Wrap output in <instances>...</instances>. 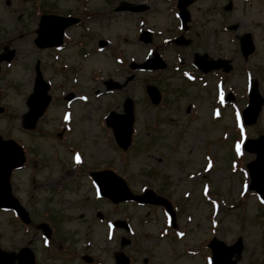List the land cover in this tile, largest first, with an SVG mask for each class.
Instances as JSON below:
<instances>
[{"label":"rangeland","instance_id":"rangeland-1","mask_svg":"<svg viewBox=\"0 0 264 264\" xmlns=\"http://www.w3.org/2000/svg\"><path fill=\"white\" fill-rule=\"evenodd\" d=\"M118 1L0 0V53L3 44L16 51L12 62L0 67V132L4 138L18 141L28 156L26 168L17 171L11 181L14 194L32 217L27 227L13 212L0 210V246L14 251L31 241L38 264H115L118 250L130 256L132 264H205V252L210 255L205 245L213 236L228 244L241 236L243 250L236 264H263L264 202L247 188L250 179L246 165L255 154L242 149L238 154L236 146L241 145V138L264 134V106L253 125L238 121L236 130L240 99L247 90L245 59L237 38L245 32H252L256 43V52L248 59L253 66L249 67L250 76L264 97V0H232L230 10L226 9L230 0H198L190 7L191 44L181 48L172 45L165 52L161 51L167 47L163 40L179 33L173 25L178 24L177 9L171 0H144L153 4L145 16L114 13ZM41 12L77 16L91 12L82 26L68 33L67 43L73 48L60 53L58 61L53 50H39L34 44ZM230 24L237 29L226 30ZM141 28L159 31L152 43H135ZM101 38L112 43L106 51L88 57L82 54L95 49ZM75 42L92 43L79 47ZM155 47L174 64L182 56V69L192 65L196 53L233 59L235 68L226 81L239 92L232 91V97L227 98L232 104L222 107L219 103L222 115H218L216 91L223 93L227 87L218 75L207 77L206 86L199 80L187 83L181 72L174 70L175 65L163 80L155 81L159 78L146 71L128 81L132 59L144 61ZM39 64L44 77L55 85L50 90L54 100L37 128L27 130L22 121ZM105 76L119 80L123 88L106 93L101 83ZM153 82L165 92L162 104H152L146 93V86ZM70 87L78 93L67 102L62 96ZM126 96L136 101L137 114L132 144L124 151L105 119L110 110L123 111ZM189 104L193 106L191 116ZM214 116L218 119L213 120ZM74 150L80 152L79 163ZM79 166H109L127 177L134 191L150 187L169 196L179 210L178 227L187 232L186 236L179 239L175 235L173 239L161 235L167 228V217L160 207L97 203L106 213V221L127 218L133 226L132 234L116 230L117 236L110 241L106 221L97 220L95 208L88 207L94 205V189ZM72 180L80 182L78 190ZM85 202L87 207L81 204ZM52 211L60 220L52 240L45 241L38 224ZM125 235L131 243L121 246V236ZM63 241L70 242L76 255L60 256L58 250L67 246ZM83 252L93 256L92 263L81 259Z\"/></svg>","mask_w":264,"mask_h":264},{"label":"water","instance_id":"water-1","mask_svg":"<svg viewBox=\"0 0 264 264\" xmlns=\"http://www.w3.org/2000/svg\"><path fill=\"white\" fill-rule=\"evenodd\" d=\"M193 0H181L180 7L185 9L186 5L191 3ZM120 8H126L125 6H121ZM183 15L186 18V14L183 12ZM76 19L70 18H63L57 17L54 15H44L40 22V28L38 30L39 37L36 39V43L41 47L46 46H53L58 45L62 42L63 31L66 27L70 24L75 22ZM250 34L243 37V49L244 53L247 55L253 50V45L251 43ZM12 52L9 55H3L1 59L5 58L10 60L12 58ZM158 60H150L146 64H142V67H158L157 64ZM197 63L205 70H210L212 68H217L223 65L224 61H208L205 58L198 59ZM204 63H207L205 66ZM157 64V66H156ZM229 67L226 66V69ZM113 85V84H112ZM48 85L42 78L41 73L36 78L34 92L28 100V105L30 107L29 112L25 115L24 120V127L28 129H33L39 117L44 113L45 108L47 107L51 97L47 94ZM149 93L151 94L153 100L157 102L159 100V95L154 87H149ZM264 102V99L259 95L256 89L253 90L251 95V104L247 109L249 113L252 115L251 120L255 121L257 115L260 111V108ZM126 108V114L118 115L112 113L108 118L109 125H112L115 129V134L117 139L123 147H127L129 145L130 136L132 133V123H133V112H132V103L131 100H128ZM253 141V140H250ZM258 153V160L251 165L252 172H254L255 180L257 182L258 189H261L262 185L264 184V169L260 172L259 167H264V143L258 145L257 148H254ZM24 161L23 151L21 147H19L13 141H4L0 136V205L3 206H12L10 203V199L17 204V201L13 199L11 196V188L9 185V176L11 170L14 167L21 165ZM109 191V187L107 188ZM113 190H121L124 191L126 194L123 195V199H128L130 195L128 194L129 191L125 184L121 181H118L112 188ZM143 201V198H140ZM16 206V205H15ZM18 207V206H16ZM212 246L215 247L216 253V263L218 264H232L233 262L230 261L231 256L235 252L241 251V241L235 244L234 246L227 248L223 245V243L214 240L212 242ZM29 251V250H27ZM30 252V251H29ZM222 256L223 259H222ZM20 264H34L33 262V255L30 253L29 257L26 256H19ZM117 262L118 264H129L128 258L124 254L117 255ZM1 263V262H0ZM7 264V263H1Z\"/></svg>","mask_w":264,"mask_h":264},{"label":"snow or ice","instance_id":"snow-or-ice-1","mask_svg":"<svg viewBox=\"0 0 264 264\" xmlns=\"http://www.w3.org/2000/svg\"><path fill=\"white\" fill-rule=\"evenodd\" d=\"M222 102H223V101H222ZM65 119H68V117L66 116ZM237 120H239V114H238V113H237ZM242 131H243V130H242ZM236 147H237V153L239 154V152H240V144L238 143ZM75 159H76L77 163L80 162V157H79V155H77V156L75 157ZM262 202H264V201H262Z\"/></svg>","mask_w":264,"mask_h":264}]
</instances>
